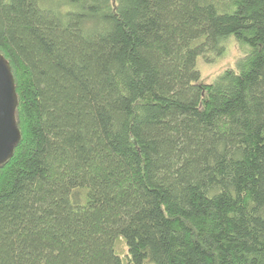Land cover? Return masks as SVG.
<instances>
[{
    "label": "trees",
    "instance_id": "16d2710c",
    "mask_svg": "<svg viewBox=\"0 0 264 264\" xmlns=\"http://www.w3.org/2000/svg\"><path fill=\"white\" fill-rule=\"evenodd\" d=\"M0 53V264H264V0H0Z\"/></svg>",
    "mask_w": 264,
    "mask_h": 264
},
{
    "label": "water",
    "instance_id": "95a60500",
    "mask_svg": "<svg viewBox=\"0 0 264 264\" xmlns=\"http://www.w3.org/2000/svg\"><path fill=\"white\" fill-rule=\"evenodd\" d=\"M18 97L9 62L0 53V165L5 163L20 141L16 108Z\"/></svg>",
    "mask_w": 264,
    "mask_h": 264
},
{
    "label": "clouds",
    "instance_id": "9594fccd",
    "mask_svg": "<svg viewBox=\"0 0 264 264\" xmlns=\"http://www.w3.org/2000/svg\"><path fill=\"white\" fill-rule=\"evenodd\" d=\"M228 51L229 55L227 60H223L215 66L205 65L203 62V58H198L197 68L202 72V78H207L211 72L214 73L213 79H215L217 76L222 74L221 72L216 71V69H226L227 67L235 68V65L238 63V61L243 59L247 55L245 48L241 46L235 36H229Z\"/></svg>",
    "mask_w": 264,
    "mask_h": 264
},
{
    "label": "rangeland",
    "instance_id": "374dc122",
    "mask_svg": "<svg viewBox=\"0 0 264 264\" xmlns=\"http://www.w3.org/2000/svg\"><path fill=\"white\" fill-rule=\"evenodd\" d=\"M228 43H229V40L227 41L226 43V50L225 52L221 55V56H215L213 57L211 60H207L205 59V57H202L203 58V62L205 65H209V66H215L216 64L220 63L221 61L223 60H227L228 58V55H229V51H228ZM198 63V61H197ZM228 68H232V67H227L226 69ZM235 68H236V65H235ZM225 68H218L216 69V71L218 72H223L224 70H226ZM201 72V71H200ZM213 75L214 73H211L210 72V75L207 77V78H201V81L202 82H205V83H209V82H212L214 79H213ZM201 76H202V72H201ZM118 249L119 251L124 254L125 253V246L123 245V243H121L119 246H118Z\"/></svg>",
    "mask_w": 264,
    "mask_h": 264
}]
</instances>
